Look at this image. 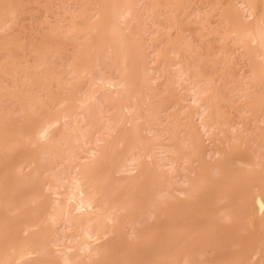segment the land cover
Here are the masks:
<instances>
[{
	"label": "bare ground",
	"instance_id": "obj_1",
	"mask_svg": "<svg viewBox=\"0 0 264 264\" xmlns=\"http://www.w3.org/2000/svg\"><path fill=\"white\" fill-rule=\"evenodd\" d=\"M224 1V10L219 5L224 11L221 15L225 21L230 22L228 23L230 26H227L231 29L223 30L220 39L228 40L231 39V34L235 35L232 39L237 48L244 52V57L249 60L248 76L252 78L247 79L252 80L251 83L249 81L244 87L241 85L242 90L237 89L239 87L237 86L236 90H240V96L234 93L242 100L243 111L250 113L251 123L255 124L250 126L253 129L250 133L256 130L264 131V128L259 126L260 124L264 126V0ZM227 1L230 4H227ZM185 2L189 3L185 0H174L171 7L162 8L168 12L172 25L178 26L181 21L184 23L185 19L191 20L190 17L195 15L191 5L187 7ZM235 4L239 5V8ZM137 5L138 3H134L133 0L84 2V8L70 17L69 29L67 26L68 30L58 35L64 41L71 39L76 42V51L71 61L69 60L65 76L53 73L44 63V59L32 66L35 71L30 72V67L24 66L19 58L23 48L19 45L17 37L11 35L12 37L0 39V56L4 55V60H0V102L5 101L9 105L7 107L9 111L5 110L6 113L3 115V112L0 116V264H177L180 262L179 251H182L179 249L184 244L178 241L181 238H176L175 234L183 225L174 220L179 214L187 215L185 204H189L197 197L195 195L203 184H205L203 188H206L208 182L212 183L209 173H206L209 177L204 175L210 168L205 158L211 153L218 156H216L218 162L216 160L215 165L211 167L213 166L219 173L223 172L226 181L235 178L234 174L240 170L241 167L236 169L234 166L237 162L245 166L246 172L254 175L252 182L256 184L249 185L246 183L247 179H242L246 181H244L246 186L249 185L251 188L252 185L253 191L248 195L245 189L241 194L237 192L240 195L237 201L245 203V205L242 203L244 207H240L239 211L235 209L236 212L233 211L232 204L230 205L232 207H228V204L224 208L221 205L222 208L216 214L210 213L213 220L227 222L221 225L217 224L218 222L211 224L213 221L206 215L207 220L211 221L208 220L210 223L207 221L206 226L202 224L205 226L203 229L206 230L207 238L214 239L217 235L215 229L220 230L228 222H231V225L234 220L238 223V217L244 219L243 221L253 218L264 220V211L259 214L257 208L258 205L264 208V163L261 161L264 154L261 159L256 158L257 156L251 158V154L245 155L247 152L243 147L240 149H244L245 152L241 153L239 147L244 142L246 144V138L244 139L240 133V124L228 123L227 116L221 109V105L230 95H224L226 96L224 98L223 94H220V88L226 87V83L230 84L225 80L232 78L227 75L228 72L222 70L224 80L222 79V86H219V92L218 86L214 85L217 80L212 81L211 77L203 72L206 75L204 76L200 72L203 71L200 64L198 66L196 64L197 67L192 66L195 63L192 58L199 55H196L198 52L195 49L191 52L193 47L189 48L190 41L184 42L186 38L184 40L179 38L180 41L174 43L170 41V47L165 52L155 55L153 62L161 60L163 66L161 71L156 72L157 75L154 74L155 76L151 78L150 74L154 73V69L147 67L148 64L145 63L147 60L142 59L144 53L141 41L133 40L139 34L138 31L140 33L143 31L135 26L139 19ZM257 6L262 8L260 13L256 12ZM154 8L155 5L148 9L152 13V18ZM186 8L193 12L188 14L189 9L186 12ZM196 12H198L196 15L204 14L199 13V8L195 9ZM181 14L185 19L180 17ZM208 15L207 12L203 15L204 19L203 17L198 19L199 15L194 20L199 22L208 20ZM15 17L16 6L9 0H0V31L5 29L8 34L6 28L15 22ZM74 19H77L76 22ZM195 24L202 26L201 23ZM204 25L205 23L203 24L205 28ZM56 33L57 31L52 29L48 38L44 37L40 45L31 47L29 51H41L45 56L50 55L53 47L51 48L49 43ZM91 38L95 41L93 39L91 41ZM104 49L121 62L118 79L97 77L90 81V90L81 94L80 90L83 88L81 85L86 84L83 81L97 66L95 65L97 62L93 63V59L95 61L93 55L97 56ZM190 52L193 54L196 52L194 54L196 57ZM170 55L172 59L169 58ZM199 58L201 59V56L198 60ZM190 62L194 63L191 65ZM161 75L171 77L168 83L166 78L167 88H164V95L158 96L159 92L152 91V84L160 80ZM66 76L73 82H68ZM129 76L136 80L135 85L128 81L132 78ZM217 76L213 79H217ZM233 82L231 80V83ZM174 85L186 89L187 93L182 101L187 104L183 106L174 104V107H177L175 111L165 115L168 108L166 103L176 97L172 90ZM234 85L236 86L232 84ZM259 86V91L251 92L252 88ZM102 104L108 105L113 111L112 114L107 115L99 111L95 116L94 106ZM54 105L57 109L51 111L49 107ZM18 114L21 115L20 118H16ZM190 118H196L197 121L196 119L191 121ZM215 131L222 139H226L227 146L234 142L233 147L231 145L225 147L228 150L219 148L215 151L205 149L203 141L211 140L213 135L215 136ZM226 133L230 136L228 137ZM244 136L246 137V134ZM262 136L264 137V134ZM27 144L32 149L18 155L17 161L14 158V164L9 165L6 162L8 156H13L21 145ZM179 149L183 152L180 153ZM237 154L240 157L242 154V157L236 158ZM171 155L177 156L171 158ZM243 156H247L244 159L249 160H242ZM179 158L183 161L180 164ZM43 160L47 161L45 167L41 166ZM191 160L198 162V173L196 169L192 171L186 168V171L183 170L185 175L183 178L180 177L178 164L187 166ZM166 167L169 168V175L164 171ZM187 170L191 175L197 174L195 181L188 176L190 174L186 175ZM178 176L183 179L181 186L184 185V188L172 187L170 179H179ZM236 177L238 179V176ZM233 181H231L233 185L237 186L239 180L235 184ZM213 184L207 188H212ZM228 186V183L220 186L223 192L218 189L219 192L226 193L222 195L225 201L233 193L234 187ZM227 194L229 197H225ZM179 195H184L186 201L182 200V203ZM231 197L233 198V195ZM193 203L196 204L195 201ZM201 203L202 201L198 207H201ZM196 208L197 206L194 209ZM188 209H191L190 206ZM192 210L189 212L192 213ZM203 211L205 210L202 208ZM143 217L152 220L147 228L140 225ZM162 219L165 221V230L162 226L164 222L161 224ZM170 224L173 226L169 227ZM202 226L199 229H202ZM188 238L187 240L191 241V238ZM184 241L186 243V240ZM186 246L187 243L184 250ZM253 252L256 255L258 251ZM241 256L237 255L233 262L240 261ZM222 260L224 262L225 259ZM251 261H254L253 257L248 263ZM261 263L264 264V260Z\"/></svg>",
	"mask_w": 264,
	"mask_h": 264
},
{
	"label": "rangeland",
	"instance_id": "obj_2",
	"mask_svg": "<svg viewBox=\"0 0 264 264\" xmlns=\"http://www.w3.org/2000/svg\"><path fill=\"white\" fill-rule=\"evenodd\" d=\"M9 1L13 5L16 6V17H15L16 19H14L15 22L12 23L13 25L11 24V25H9V27L6 28V30L9 32L8 33L9 35L7 34V32H5V29H3V31L2 30L0 31V39H3V37L5 38V37H8V36H10V37L16 36L17 37L19 45L23 48V52L20 53L19 58L21 60V63L24 66H29L30 67L29 68L30 72H34L35 71V69H33L32 66H35V64L37 62L42 61L44 59L43 60L44 63L49 68H51L53 73L61 75V76H65L64 72H65V70L67 71L66 67L68 68L69 60L71 61L72 55L75 53L74 51H76L75 50V47H76L75 43L76 42H74L71 39L64 41V39L61 36H58V35H60V33H62V32L64 34V32L69 29V27L71 25L72 16H74L76 13L80 12L84 8V2H92L93 0H9ZM185 1L190 3V4L189 3L187 4L185 2L186 3L185 5L187 7H189L191 5L190 7L193 9L194 12L191 11L190 8H186L185 11L187 12V10L189 9V11L187 13L189 14L190 12H193L195 15H192L190 17L191 20L188 19L190 22H188V20L185 19V17H183L182 14H181L180 17L184 18L186 20V22L182 23L181 19L179 18L180 19L179 21H181V23H179V21H178L179 25L178 26H174V25H172L171 20H169V18H168V12L165 11V9L164 10L162 9V8H166V7H171L173 5V3H174V0H133L134 3H136V4L138 3V5H137L138 8L136 7V9L139 10V19H138V22H137V24L135 26H136V28L140 29V31H142V29H143L142 33H140L138 31L139 34L135 36L136 38H138V39L141 38V39L138 40V39L133 37L134 38L133 40L134 41H138V42L141 41L140 44H141V49L143 51L142 53L145 54V55L142 54L143 55L142 59H143V61L147 60V61H145V63L149 65V66L146 65L147 67H151V69H154L153 70L154 73L152 71H150V72H152V74H150V73L149 74L152 76L151 78H153L155 75H157L156 72H160L161 71V69H162L161 66H163V65H161L162 64L161 60L160 61H158V60L155 61L154 60V62H153V59H154L156 54L165 52L166 49H168L170 47V45H169L170 41H172L174 43V42L180 41V40H178L179 38H181L183 40H184V38H186L187 41H185L186 40L185 39L184 40L185 43L186 42L188 43L190 41L188 44L189 45L191 44L190 45L191 47H189V46L188 47L190 49L193 47L191 52L196 50V52H198V54H196V55L197 56L198 55L201 56V59L199 58V60H198L199 56L196 57V55H194L196 52H194V54L190 52L191 54H193L196 57V58H192V59L195 60V63L194 62H190L191 65H192V63H194V65H192V66H196V64L198 66L200 64L199 66L203 70V71H200V72H202V73L204 72L207 76H210L212 81H214V80L216 81L217 80L216 82L214 81L215 82L214 85H216V87L218 86V91H219V86L220 85L222 86L221 83H223L222 76H223L224 72H226V73L228 72L227 75L230 76V78H232L230 80H228V78H227V80H225V82L229 81V83L231 85L226 83V87H221L220 86L221 87L220 88V90H221L220 94L221 95L223 94L222 96H224V95L229 96L230 95L227 98H226V96H224V98H226V101H225V103H223L221 105V109L223 110L222 112L225 114V116H227L226 120H227L228 123L236 124L238 122L237 124H240L239 125L240 129L239 128L238 129L241 131L240 133L242 134L244 139L246 138L245 139L246 144L244 142V144L242 146H240L239 149L241 147L246 148L245 151L247 153H245V155L246 154H251V158H253L254 156L255 157L257 156L256 158H258V157L260 158L264 154V151H262L264 149V142H263L264 141V137L262 136L264 134V131L263 130H260V131L256 130L257 132L256 131L255 132L251 131V133H250V130H253V129H251L252 127L250 128V126H253V125L255 126V124L253 122L251 123V119H250L251 115H249L250 113L248 114V113H245L243 111L242 103H241L242 100H240L238 98V96H240V90H236L237 86L240 87V88L238 87L237 89H241L242 90V88L247 83H249V81H250V83L252 82V80H247L249 78L252 79L251 76H248V74L250 75V63L248 62L249 60L247 59L246 56L244 57V55H243L244 52L241 49H238L237 46L234 44V40L233 39H234L235 35H232V34L230 35L231 39L233 37V39H232L233 41L230 38L228 40H225V39L221 40L220 39L223 30H225L226 28L229 29V30L231 29V28H229L227 26V25H229L228 23H230V22L225 21L224 17L221 15V14L224 13L223 10L225 9V7H223V6H225V1L224 0L217 1L219 4L215 0H185ZM216 4L218 6L220 5L223 8V10H222V8L220 6L218 8V6ZM227 4H230V3L227 1ZM153 5H155L156 8H154L155 10H154V13H153V18H152V16H151L152 13H150L148 9L151 8ZM229 6L230 5H228V7ZM238 6L239 5H236L237 8H239ZM198 8H199V13L206 14L208 12V14H209L208 15L209 16L208 20H205L207 22H205L204 20H201L202 22H199L198 20H194V18L199 16V15L200 16L197 17L198 19L201 18V17H203L202 19L205 18V16H203L204 14L202 16H201V14L196 15L198 12L195 13V9L198 10ZM200 10L202 12H200ZM222 11H223V13H222ZM261 11H262L261 6H257L256 12L260 13ZM197 18H195V19H197ZM77 19L79 20V18H77ZM77 19H74V21L76 22ZM192 21H193V23H192ZM194 21L196 23H201L202 26L200 24H195ZM204 23L206 25V27H205L206 29L203 27ZM67 26H68V29H67ZM52 29L56 30L57 33H56V36L52 37V40L49 43V46L51 48L53 47L52 48L53 52L50 55L45 56L41 51H36V52L29 51L31 47L40 45L42 43V39L44 37L48 38V36H49V34H50ZM134 30H135V28H134ZM180 30H181V32H180ZM203 31H205L206 33L204 34ZM201 32H203V33H201ZM68 37H70V35ZM91 37H93V36H91ZM95 37H96V35H95ZM94 38H91V41H92V39L95 41L96 38L95 39ZM88 40H90V39H88ZM88 40H86V41H88ZM86 43L88 44L89 42H86ZM110 46H112V45H110ZM142 47L144 48V50H143ZM55 49H58V51L56 52ZM93 56H95V61L93 59V63L97 62V64L94 63L97 66H95L96 69L94 68V70H92V73H91L92 75L90 74L88 76L90 79L87 77V79L83 81V83L85 82L86 84L81 85V88L83 86L82 90H80L81 92L79 91L81 94H83L84 91L87 92V91L90 90V87H91L90 81L93 80V79H96L97 77L98 78L99 77H105V78L106 77L107 78L110 77L112 79H118V77L120 75L121 62H120L119 59L116 60L114 55H111L109 52L107 53V49L106 50L104 49V51L99 53L97 56L96 55H93ZM169 58L172 59L171 55L169 56ZM187 58H188V56H187ZM1 59L4 60V55L3 54H1V56H0V60ZM189 60L191 61V59H189ZM132 71H133V69L131 70V72ZM246 72H248V73H246ZM204 73H203V75L206 76ZM133 74H135V71L132 73V75ZM214 75L215 76H217V75L221 76V78L217 76V79L216 78L213 79V77H215ZM134 76L135 75H133V77ZM158 76H159V74H158ZM129 77L131 78L132 76H129ZM133 77L131 78L132 80L129 79L128 81H130V82H132L134 84V83H136V80H133ZM169 77H171V76H169ZM169 77H165V76L161 75V77H160L161 79L160 80L153 82L154 85L152 84V86H153L152 91H155L156 93L159 92V94H157L158 96L164 95L163 91H165V89L167 88V83L169 82L168 79H170ZM241 77H242V79H240ZM68 78L69 77L66 78L68 80V82L71 81V78L70 79H68ZM166 78H167L168 81L166 80ZM231 80H232V82L233 81L234 82L231 83ZM235 80H236V82H235ZM242 80H243V82H242ZM166 81H167V83H166ZM71 82H73V81H71ZM238 83H239V85H238ZM232 84H236V86L234 85L235 86L234 87V86H232ZM254 88H256L258 90L254 89ZM254 88L251 89L252 93H253V90H255L254 92H257V91L260 90V86H259V88L258 87H254ZM225 89H227L228 91L226 90L227 91L226 92ZM172 90L175 92L176 97H174L172 100H170L169 102L166 103L167 104L166 107H168V108L166 110V114L165 115L171 114V113H173L175 111V109L177 107H174V104H178L179 106L180 105L183 106V104L184 105L187 104V103L182 101L183 98H185V95L187 93L186 89L183 90V88L181 89L180 87L174 85ZM234 92H236L237 94L234 93ZM235 94L238 95V96H236ZM233 96L236 99H234ZM228 98H229V100H231V102L228 100ZM232 102H234V103H232ZM6 103L7 102H5V101L4 102H0V107L3 104L1 108L4 109L3 111H2V109H0L1 110L0 111V116H2L3 112H4L3 115L6 113L5 110H7V107L9 106ZM239 103H240L241 107H240ZM229 104H232V106L229 105ZM229 106H230V108H229ZM233 106H236V107H233ZM94 108H95V111H93V112H94L95 116H97L99 111H102L103 113H107V115L112 114V112H113L111 110V108L108 105H106V104H102L101 106L95 105ZM237 108H238V110H237ZM49 109L51 111H54L57 108L54 105V106L49 107ZM231 109H233V110H231ZM234 109H236V110H234ZM8 111L9 110H7V112ZM240 112H241V114H240ZM245 114H247V115L245 116ZM20 116L21 115L18 114L16 116V118H20ZM247 116H249V117H247ZM244 118H246V119L242 120ZM193 119L195 120L196 118H193ZM193 119H191V121ZM240 119H241V121H240ZM195 121H197V119ZM194 124L197 125V122H195ZM259 126L264 128V126H262L261 124ZM198 132L201 134L200 129H198ZM242 132H244V134ZM245 134H246V137L244 136ZM226 135L228 137L230 136L229 133H226ZM248 135H249V137H248ZM260 135H261V137H260ZM223 139H222L221 135L218 134L217 131H215V136L213 135V138L211 140H206L205 142L203 141V145L205 146V149L214 150V151H215V149H219V148L220 149L225 148V147L228 148L231 145H232L231 147H233L234 142H231V145L229 143L230 146H227L228 142L225 141L226 139H224V140ZM257 139H258V141H257ZM249 141H250V143H249ZM260 143H262V144H260ZM24 144H26V143H24ZM28 144L27 145H21L20 148L16 151V153L13 154V156H8L9 159L6 162L9 165H13L14 162H15V159L17 161V159L19 158L18 155H21L22 153L27 152L28 149H32V148H29L30 146ZM261 146L263 148H261ZM227 148H225L224 150H226ZM240 151H241V153L245 152L244 149L243 150L240 149ZM181 152H183L182 149L180 150V153ZM175 156H177V155H171V158H175ZM180 156H182V155H180ZM213 156L214 155L212 153L210 154V156H206L205 162L208 163V165H210V168L208 169L209 171L207 170L204 173L205 176L207 175L206 173H209V176L212 179L211 180L212 183L209 184V182H208L206 184L207 185L206 188H203V187H205V186H203L205 184H203L201 186L202 188L199 187L200 190H202L203 192L198 189L200 191V193L198 191L197 194L195 195V196L198 197V199H197V197H194L193 199H195V200H193V199L191 200L193 202L195 201L196 204L191 202V201H190L191 203L189 202L190 205L189 204H185V208L187 206V208L185 210H187V212L189 214L188 213H187V215L186 214L185 215L179 214V216L174 215V217L177 216V218H175L174 221H177L179 225L182 223L181 226L183 225L182 226L183 228H181V230L177 231L176 234H175L176 238H181L180 240L178 239V241H180L181 244H184V245H182L181 249H179V250H182V251H179L180 255H178V256H179V261L180 262H178L177 264H181V263L182 264H219V263L220 264H223V263L224 264H231V263H234V264H249L248 262L250 261V259H252V257H253L254 261H251L250 264H260V262L262 260H264V220L259 221L258 218H256V219L253 218V219H249L247 221L246 220L243 221L244 219H238L239 218L238 217L237 220H238L239 225L234 220V221H232V225L230 224L231 222H228V223H226L224 225L222 224L223 227H221L220 230L219 229H215V232H217L215 234H217V235H215L214 239H212V237H210V239H209V237L207 238L208 235L207 236L205 235V231L206 230L204 231L203 228H205L206 223L208 224V222L210 221L209 219L211 218V216L213 214H216L217 211H219L220 208H222V206H223V208L227 207L228 204H229L228 207H232V206L234 207V208H232L233 211H235V210L239 211L245 205L244 202L240 201V203H239V201H237L238 198L240 197L239 193L241 194V191L242 190L244 191V189H245L247 195H248V193L250 194L253 191L252 190V185L256 184V183L252 182L253 179H254V175L252 173H249V171L246 172L244 170L245 166L243 167V165H241V164H239L237 162H236V164L234 166L236 167V169H239L241 167L240 170H238V172L234 174L235 178L234 177L233 178L230 177V178H232V180L229 179V181H226L224 179L225 175H224L223 172L219 173L217 169H215L213 166L211 167V165H213L216 160L218 162V159H217L218 156L217 155H215L214 157ZM241 157H242V154H241ZM241 157L238 154L236 155V158H241ZM246 157L243 156L242 160L244 158H246ZM247 160H249V159L247 158ZM247 160H245V161H247ZM261 161L264 163V157H263V159ZM46 162H47L46 160H43L42 163H41L43 165H41V166L46 165ZM181 162H183V161H181V158H179V164ZM179 164H178V174L180 175V177L185 175V172H183V170L186 171L185 170L186 168L187 169L189 168L188 170H192V169L195 170L196 169L197 173L199 171L198 162L197 161L192 162V160H191L190 165L194 166L193 168L190 165L185 166V164H182V165L179 166ZM168 169L169 168L166 167L164 169V171H165V173H167L169 175L170 171ZM188 170L186 172V175L190 174V171L188 172ZM240 171H244V172H240ZM25 172H27V171L25 170ZM194 174H195V176L193 175V173H192V175L190 174L191 176L188 175L189 177L193 178V179L190 178L192 181H195V179L197 177L196 176L197 174L196 173H194ZM43 176H44V174H43ZM236 176H238V179H237ZM180 177L178 176L179 179H175V180L170 179V183H171V185H173L172 187L175 188V186H176V187L184 188V185L181 186L183 179H181ZM222 178L225 180L224 183L222 182L223 181ZM242 179H245V180L247 179L246 181H248V182H246L245 180L244 181L246 183H248L249 185L252 183L251 188H250V186L248 184H247L248 186H246L245 185L246 183L244 181H242ZM230 180L231 181L235 180V181H233L234 184L237 183L236 182L237 180H239V183H237V186H235V185H233V183ZM222 183L224 185H227V183H228V185H229L228 187L229 188L230 187L231 188L234 187L232 189L233 193L231 194V195H233V198L231 197V195L229 197V194H227V196H225V197H229V199L226 200V201L222 199V197L226 194L225 192H224L225 194L221 193V192H223L222 191L223 188L220 187V186L223 187ZM212 184L214 185L212 188H210V189L207 188L209 186L211 187ZM216 187H217V189H216ZM238 187H241V188H238ZM243 187H245V188H243ZM185 188H187V186H185ZM204 189H205V191H204ZM218 189L221 190V192H219ZM249 189H251V190H249ZM41 190L43 191V189H41ZM214 190H217L216 191L217 194H216V192ZM207 191L209 193L208 195L206 194ZM238 191H239V193L237 194ZM43 192H45V191H43ZM219 193H221L220 194L221 196L219 195ZM210 194H211V196L209 197ZM206 195L208 197H206ZM214 195H215V197H214ZM199 197H200V200L202 201L201 207H198V206H200L199 203L201 202V201H199ZM184 199H186V197L184 195H179V200L182 201ZM216 199H217V201H216ZM214 200L216 201V203H214L215 202ZM234 200H236V201H234ZM184 201H186V200H184ZM221 201H223V202L225 201L224 202L225 206H224L223 202H221ZM236 202H237V204H236ZM182 203H183V201H182ZM213 203H214L215 208L217 210L215 208H213L214 206L212 207ZM216 204H218L217 205L218 208L216 207ZM231 204H232V206H230ZM234 204L236 206H234ZM191 205H192V207H191ZM193 205H195V207L197 206V208H196L197 210L194 209L195 207L193 208ZM189 206H190L191 209H188ZM202 208H203V210H205V211H203L205 213L204 215L202 214L203 213L202 212ZM208 208H209V210H208ZM257 208H258V213L259 214L264 211V208L260 207V205H258ZM191 210H192L193 216H192V213H190ZM198 210H199V212H198ZM207 210H208V212H206ZM213 210H214L215 213L213 212ZM200 212H202V213H200ZM199 215H203V217H201ZM206 215L209 216V219H208L209 221L207 220V218H206L207 216ZM191 216H192V218H191ZM179 217H181V218H179ZM163 220L164 219H162L161 224L164 222L162 224V226H163V230H165V228H166L165 226L166 225H165V221H163ZM211 220L213 221V223L210 221L211 224H214V223L218 222L217 224L221 225V223L227 222V221L223 222L222 220H221L222 221L221 222L220 220L218 221V219H214L213 220L212 218H211ZM215 220H217V221H215ZM240 220H242V221H240ZM244 222H245V224H244ZM151 223H152V220H148L146 217H143L141 219V224L140 225H141V227L147 228ZM185 223H187V224H185ZM241 223H243V224H241ZM174 224L176 225V223H174ZM202 224L205 225V226L203 227ZM233 224H235V225H233ZM236 225H237V227H235ZM171 226H173V224L169 225V227H171ZM201 226H202V229H199V227H201ZM200 230L204 231V232H200ZM243 230H244V232H243ZM199 233H202V234L200 235ZM122 234H123L124 237H126V235L124 233H122ZM191 234H193V236ZM165 235H166V233H165ZM187 237L191 238V241L190 240L188 241ZM205 239H208V241L205 240ZM184 240H186V243H187V246H186L185 250H184V247H185L186 243H185ZM204 241L205 242L207 241V242L203 243ZM194 243H196V244H194ZM204 245H206V246H204ZM242 245H243L244 248L242 247ZM247 245H249V246L247 247ZM255 246L258 247V248L260 247L261 249H258V248L256 249ZM197 247H200V248H197ZM193 249H195V250H193ZM191 250H192V252H191ZM261 250H263V251H261ZM189 251L191 252L192 255L190 254ZM253 251H258L260 253L258 254V252H257L256 255L258 254V256L256 257V255H255V253ZM186 253H189L191 256L189 254L187 255ZM241 254H242V256H241ZM186 255H187V259H186ZM226 255H227V258H226ZM237 255H238V257L241 256L242 259L240 261L233 262ZM254 255H255V257H254ZM221 257L225 259L224 262H223ZM260 257H262V258H260ZM181 260H183V261H181ZM221 260H222L223 263H221Z\"/></svg>",
	"mask_w": 264,
	"mask_h": 264
}]
</instances>
